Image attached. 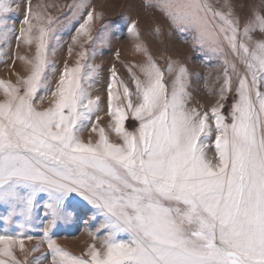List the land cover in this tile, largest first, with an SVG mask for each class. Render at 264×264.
Listing matches in <instances>:
<instances>
[{"label": "snow or ice", "instance_id": "1", "mask_svg": "<svg viewBox=\"0 0 264 264\" xmlns=\"http://www.w3.org/2000/svg\"><path fill=\"white\" fill-rule=\"evenodd\" d=\"M13 3L0 0V48L15 32ZM68 7L71 18L83 20L73 44L77 37L100 46L109 42L107 24L91 35L101 16L94 10L85 15L89 0ZM145 7L177 30L194 32L201 47L211 44L217 51L222 36L243 66L240 72L231 64L238 82L230 122L220 103L233 91L229 62L217 103L204 111L189 108L187 69L171 60L161 69L138 42L132 22L127 31L145 62L135 66L143 79L129 69L134 92L110 69L107 114L118 142L95 124L91 130L98 139L84 142L82 131L100 111V97L90 92L99 69L79 59L75 66L65 63L53 89L50 76L57 69L50 54L60 37L28 10L15 36L18 46L35 41L30 57H18L26 75L15 84L0 81V227L23 228L40 219L51 264H264V4L253 7L242 31L227 0L220 10L208 0H147ZM166 72L174 74L170 87ZM49 90V105L38 107V94ZM129 116L137 122L133 131L125 128ZM89 209L100 219L99 228L89 231L92 243L80 255H71L52 234ZM17 244L23 251L22 240L0 235V256L19 264L13 255Z\"/></svg>", "mask_w": 264, "mask_h": 264}, {"label": "rangeland", "instance_id": "2", "mask_svg": "<svg viewBox=\"0 0 264 264\" xmlns=\"http://www.w3.org/2000/svg\"><path fill=\"white\" fill-rule=\"evenodd\" d=\"M208 2L220 10L226 0H208ZM227 2L232 5L235 16L241 19V31L243 23L253 7L259 10L264 4V0H227ZM75 3H79V0H14V11L10 13V16L15 20V24L12 25L10 21V26L15 28V32L9 44L0 48V81L15 84L18 77L26 75L25 66L18 57H30L35 51V41L31 47L22 42L18 46L15 36L19 35L21 22L26 11L30 10L31 13L41 18V26L53 27L55 35L60 37L55 55L50 54V59L55 62L57 69L54 76H50L53 89L65 63L70 67L75 66L79 59L81 65L89 64L99 69L90 92L93 97H100V111L96 114L100 119L97 120L94 115L92 121L87 122V126L81 133V139L84 142L89 140L95 142L98 139V132L91 130L92 124H95L97 129L104 128L106 130L112 142H118V138L109 128L111 117L107 114V85L111 77L110 69L113 68H115L118 78L128 83L133 92L135 86L131 84L129 69L140 79H143L138 67L135 66L145 62V53L136 50L137 41L127 31L128 26L135 22L140 37L138 42L147 49V54L161 69L166 68L169 60L187 69V91L191 97L187 105L189 108L194 107L204 111L209 110L217 103L219 89L224 79L225 61L229 62L228 68L233 80V91L229 92L227 99L220 103L224 104L221 114L227 118L226 122H230L228 113L230 105L234 102V89L238 82L237 76L231 70V64L235 63L240 72H243V66L236 61L222 36L220 43L216 46L218 50L213 51L211 44L201 47L194 43V32L177 30L170 26L161 13L154 8L145 7L147 0H89L90 8L85 10V15L88 10H94L101 16L99 20L94 21L95 27L91 35L96 36L100 32L101 26L107 24L110 33L109 42L100 46L83 37H77L78 42L73 44L72 38L76 36V28L79 23L83 22L81 18H71L68 5ZM49 20L52 21L51 25L48 24ZM32 23L35 24L37 21L33 20ZM157 28L160 29L159 35L156 32ZM33 35H38V32L34 31ZM252 36L254 40L260 39L259 33H253ZM244 41L247 42V38H244ZM51 43L57 44L56 41ZM69 48L72 50L71 54H69ZM81 53H84L83 58L80 56ZM83 71H90V69L84 68ZM173 75L165 73L166 83L169 84V87ZM50 91L47 94L44 91L38 94L36 100L38 107L49 105ZM41 96L44 97L43 100L40 99ZM2 99L3 95L0 93V100ZM133 99L135 101V97ZM136 125L137 122L132 120L131 116L125 121V128L128 131H133ZM212 140L214 141V136ZM214 151L213 146L208 153L210 159L214 157ZM93 211L89 209L84 212L82 218L76 223L61 224L58 229L54 230L52 239L71 255H80L87 245L92 243L89 231L96 232L99 228L100 219H93ZM3 212L4 209L0 208V213ZM40 216H43L42 210ZM43 226L41 220L36 219L23 228L16 225L0 227V235H8L22 240L23 251H20L19 244L13 248V255L19 264H34L37 259L42 260V264H51L52 254L47 243L43 241ZM98 235L103 236L104 233L100 232ZM29 236L32 238L29 239ZM122 238L126 239V237ZM37 246L39 251H33ZM0 260L7 261V258L0 256ZM7 264H12V262L7 261Z\"/></svg>", "mask_w": 264, "mask_h": 264}]
</instances>
